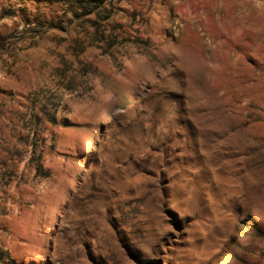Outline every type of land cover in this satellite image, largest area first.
<instances>
[{
  "label": "rangeland",
  "instance_id": "obj_1",
  "mask_svg": "<svg viewBox=\"0 0 264 264\" xmlns=\"http://www.w3.org/2000/svg\"><path fill=\"white\" fill-rule=\"evenodd\" d=\"M0 264H264V0H0Z\"/></svg>",
  "mask_w": 264,
  "mask_h": 264
}]
</instances>
